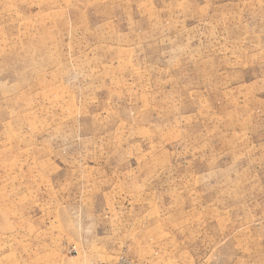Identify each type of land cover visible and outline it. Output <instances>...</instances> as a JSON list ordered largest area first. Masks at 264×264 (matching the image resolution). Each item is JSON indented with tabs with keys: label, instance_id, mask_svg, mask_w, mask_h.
<instances>
[{
	"label": "rangeland",
	"instance_id": "1",
	"mask_svg": "<svg viewBox=\"0 0 264 264\" xmlns=\"http://www.w3.org/2000/svg\"><path fill=\"white\" fill-rule=\"evenodd\" d=\"M264 264V0H0V264Z\"/></svg>",
	"mask_w": 264,
	"mask_h": 264
},
{
	"label": "built area",
	"instance_id": "2",
	"mask_svg": "<svg viewBox=\"0 0 264 264\" xmlns=\"http://www.w3.org/2000/svg\"><path fill=\"white\" fill-rule=\"evenodd\" d=\"M118 264H132L131 262H129V261H120Z\"/></svg>",
	"mask_w": 264,
	"mask_h": 264
}]
</instances>
